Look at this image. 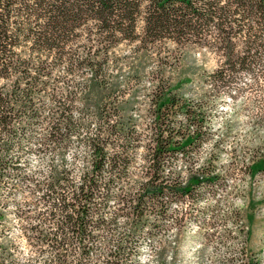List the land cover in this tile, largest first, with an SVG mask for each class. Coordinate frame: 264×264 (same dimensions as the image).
<instances>
[{
    "label": "trees",
    "instance_id": "16d2710c",
    "mask_svg": "<svg viewBox=\"0 0 264 264\" xmlns=\"http://www.w3.org/2000/svg\"><path fill=\"white\" fill-rule=\"evenodd\" d=\"M164 41L214 51L211 82L255 69L252 83L264 81V0H0V264H137L150 214L202 181L169 185L164 173L198 136L187 125L203 122L182 82L152 70L140 129L135 92L124 98L101 76L129 43L138 56L127 80L138 79ZM73 144L87 149L81 168L66 156ZM139 147L145 179L132 188L125 179ZM30 152L56 159L31 170Z\"/></svg>",
    "mask_w": 264,
    "mask_h": 264
},
{
    "label": "rangeland",
    "instance_id": "374dc122",
    "mask_svg": "<svg viewBox=\"0 0 264 264\" xmlns=\"http://www.w3.org/2000/svg\"><path fill=\"white\" fill-rule=\"evenodd\" d=\"M134 47L119 44L111 55L114 61L104 66L101 76L107 86L116 82L124 98L135 92L130 113L139 128L149 122L147 92L153 83L152 70L159 71L169 84L182 82L180 92L189 103L196 102L195 113L203 121L187 125L198 136L164 165L169 185L175 177L185 181L198 174L203 179L179 199L169 195L163 213L156 209L150 214V226L144 228L138 244L137 264H264V81L252 83L255 69L233 73L238 81L211 82L219 56L194 43L171 41L157 46L158 55L143 61L139 78L128 81L138 56ZM90 75L86 71L74 79L82 85ZM79 97L75 115L81 113ZM86 154L80 144L66 152L77 168L84 164ZM51 159L56 156L30 152L27 168L46 169ZM143 160L139 147L125 179L132 188L145 179ZM254 164H260L261 170L256 171ZM119 224L123 226V221Z\"/></svg>",
    "mask_w": 264,
    "mask_h": 264
}]
</instances>
